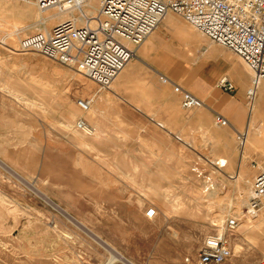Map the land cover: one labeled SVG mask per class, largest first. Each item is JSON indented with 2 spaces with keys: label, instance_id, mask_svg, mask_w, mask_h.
<instances>
[{
  "label": "rangeland",
  "instance_id": "374dc122",
  "mask_svg": "<svg viewBox=\"0 0 264 264\" xmlns=\"http://www.w3.org/2000/svg\"><path fill=\"white\" fill-rule=\"evenodd\" d=\"M90 7L97 10V0ZM67 12L78 21L87 16L83 8ZM168 15L164 20L173 17L192 32ZM42 17L34 0H0V264L119 258H110L102 242L132 264H185L231 216L242 219L241 228L224 264L263 258L264 212L253 219L245 211L264 163V87L252 102L244 93L234 107L184 111L170 101L146 117L117 102L114 121L100 120L93 104V116L76 106L97 103L93 82L19 50L21 38L67 19ZM142 89V82L131 88ZM214 112L233 130L247 132L243 148L235 131L215 125ZM79 119L93 129L91 137L75 130ZM219 160L227 164L220 167ZM150 207L157 216L148 220Z\"/></svg>",
  "mask_w": 264,
  "mask_h": 264
},
{
  "label": "built area",
  "instance_id": "2783aa9c",
  "mask_svg": "<svg viewBox=\"0 0 264 264\" xmlns=\"http://www.w3.org/2000/svg\"><path fill=\"white\" fill-rule=\"evenodd\" d=\"M62 1V2H61ZM88 0H34L38 11H50L57 3L63 10L80 11ZM94 15L80 21L69 19L49 31H37L19 40L22 53H35L65 67L75 69L93 82L99 91L109 90L125 67L137 58V49L171 13L180 17L211 43L230 51L246 67L250 83L246 91L249 102L260 86H264V0H97ZM43 25V24H41ZM181 98L184 111L204 108L202 101L177 84L160 76ZM217 87L225 93L235 91L227 77ZM77 108L83 114L90 111V101L79 100ZM219 128L229 127L228 121L213 113ZM79 132L91 136L93 129L83 120L75 123ZM240 148L245 145V132L235 131ZM264 212V163L250 187L245 215L253 219ZM157 212L150 207L145 218L154 219ZM242 219L228 217L221 231L207 236L194 261L185 264H224L232 257L231 237ZM254 264H264V257Z\"/></svg>",
  "mask_w": 264,
  "mask_h": 264
},
{
  "label": "crops",
  "instance_id": "0c3cea01",
  "mask_svg": "<svg viewBox=\"0 0 264 264\" xmlns=\"http://www.w3.org/2000/svg\"><path fill=\"white\" fill-rule=\"evenodd\" d=\"M168 16L167 14L164 19ZM164 19L137 49V58L133 60L136 62L131 61L125 67L109 90H98L97 103L92 104L95 106L96 117L100 120L114 121L115 116L112 114H115L120 104L117 102H121L124 108L141 117L148 116L153 109L162 108L170 101L181 103L180 96L175 95L165 86L160 81V76L195 96L207 109L219 108V103H232L230 106L234 107L235 103H238L237 100L242 99L244 93L246 95L250 74L242 67L235 55L211 43L181 18L192 32L183 25L177 24L173 17L169 20ZM223 77H227L234 85L235 91L231 93H235L234 99L229 97L231 94L217 87ZM141 82L144 83V89L138 93L131 90L135 84ZM220 98H224V101L221 102ZM94 112L91 111L92 114L89 116H93ZM93 236L98 239L96 235ZM102 243L109 249L107 251L110 253V258L115 254L127 264H132L113 247ZM108 263L118 262L111 260V263L108 261L106 264Z\"/></svg>",
  "mask_w": 264,
  "mask_h": 264
},
{
  "label": "bare ground",
  "instance_id": "6f19581e",
  "mask_svg": "<svg viewBox=\"0 0 264 264\" xmlns=\"http://www.w3.org/2000/svg\"><path fill=\"white\" fill-rule=\"evenodd\" d=\"M90 1L91 0H88L87 1V3H86V5L84 6V8L83 9H85V14H87V15H94L95 14V11H96V9H93V8H91L90 7ZM62 2V1H61ZM94 7V6H93ZM91 8V9H90ZM52 12L49 14L48 12H45V13H41L40 12V14H42V15H44V17H42L41 18V20L43 21H49V22H52L53 20H55V19H57V18H59V17H67V19H65V20H69V19H71L72 17H71V15H70V13L69 12H67L66 10L64 11L63 10V5H61V3L58 5L57 3L52 7ZM89 10V11H88ZM91 10V11H90ZM84 11V10H83ZM69 15V16H68ZM65 20H61L60 22H62V21H65ZM43 31H46V30H43ZM260 87H264V86H260ZM259 87V88H260ZM258 91V90H257ZM257 91H256V93H255V97H256V94H257ZM264 96V95H263ZM262 96V97H263ZM254 97V98H255ZM253 101V100H252ZM253 103H251V105H252ZM250 105V106H251ZM252 107V106H251ZM255 110V109H254ZM89 114L91 115L92 113H91V111H89ZM229 127L231 128V126L229 125ZM232 129V128H231ZM75 130H76V128H75ZM233 130V129H232ZM76 131H78V130H76ZM233 131H235V130H233ZM79 132V131H78ZM245 134H246V138H245V144H246V139H247V132H245ZM92 136V135H91ZM90 136V137H91ZM245 146V145H244ZM224 163H226L225 162V160H219V163H217V165H219L220 167H223L224 165ZM216 164V163H215ZM227 164V163H226ZM241 228V226L238 228V230ZM120 259H122V258H116L114 255H113V257H112V261L113 262H115L114 260H119L120 261ZM110 263H111V261H110ZM109 264V263H108Z\"/></svg>",
  "mask_w": 264,
  "mask_h": 264
}]
</instances>
